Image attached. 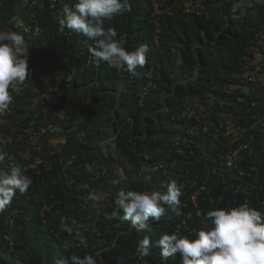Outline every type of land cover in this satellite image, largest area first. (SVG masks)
Listing matches in <instances>:
<instances>
[{
  "label": "trees",
  "instance_id": "1",
  "mask_svg": "<svg viewBox=\"0 0 264 264\" xmlns=\"http://www.w3.org/2000/svg\"><path fill=\"white\" fill-rule=\"evenodd\" d=\"M185 1L164 0L163 12L155 13L152 0H130V12L105 21L126 50L150 49L132 76L97 63L90 52L96 41L60 25L64 6L75 0H0V29L24 36L30 69L0 121L6 133L16 126L14 144L0 151V169L10 170L6 157L13 155L32 179L0 212V264H56L57 258L71 264L72 251L92 254L98 264H179L178 254L164 261L154 245L140 255L142 235L120 218L122 210L112 217L122 190L164 192L173 180L181 188L182 205L165 206L159 221L150 220L151 241L209 227L211 209L246 201L264 212V0H194L204 5L199 13L185 11ZM27 24L32 32L23 31ZM256 66L255 81L242 78ZM29 122L35 129L58 123L65 142L55 151L38 148L47 136L29 142L23 131ZM107 137L115 147L102 146ZM234 150L237 161L226 166ZM90 194L103 199L97 204ZM62 223L72 232L61 231ZM68 241L74 247L65 250Z\"/></svg>",
  "mask_w": 264,
  "mask_h": 264
},
{
  "label": "clouds",
  "instance_id": "2",
  "mask_svg": "<svg viewBox=\"0 0 264 264\" xmlns=\"http://www.w3.org/2000/svg\"><path fill=\"white\" fill-rule=\"evenodd\" d=\"M130 11V0H75L71 6H64L59 23L96 41V47L90 48V52L97 63L105 62L135 76L137 68L146 63L150 51L148 45L140 44L135 50L128 51L121 46L117 30L105 26V21ZM28 55V47L22 34L0 29V114L6 112L5 116L7 115L13 100L11 92H20L18 85L30 77ZM4 117L0 118V121ZM15 131L16 126L11 125L10 131L7 132L15 135ZM46 136L45 143L39 141L42 143L40 147L47 146L52 151L53 137ZM113 140L112 137L103 139L102 146L115 147ZM4 159L5 154L0 152V161ZM88 167L91 170V166ZM31 184L32 179L24 174L18 165L10 166V170L0 169V212L12 202L17 192L26 193ZM162 187L166 191L122 190L114 199L115 209L112 217L120 215L122 210L120 218L130 222L132 229L142 235L137 244L141 256H147L154 245L160 248L164 261L169 257L175 259L178 254L179 264H264V212L250 206L246 201L229 209L208 210L205 219L210 222V226L194 232L191 236L175 232L164 233L151 241L148 235L152 232L150 220L159 221L165 214V206L175 209L182 205V191L174 180L163 184ZM88 199L99 204L103 196L90 194ZM60 230L72 232L64 223L61 224ZM80 243L83 244L84 241L81 240ZM73 247L71 241L63 244L65 250ZM79 253H70L71 264H98L92 254L81 256ZM95 256H100V253L97 252ZM56 264L68 262L57 258Z\"/></svg>",
  "mask_w": 264,
  "mask_h": 264
},
{
  "label": "built area",
  "instance_id": "3",
  "mask_svg": "<svg viewBox=\"0 0 264 264\" xmlns=\"http://www.w3.org/2000/svg\"><path fill=\"white\" fill-rule=\"evenodd\" d=\"M20 1L23 4H25L28 0H20ZM152 2H153V6H154V12L155 13H162L163 10L160 7L162 5H164V0H152ZM203 6L204 5L200 1L186 0L184 3V10L199 13L201 10H203ZM26 14L29 16L30 21H34V22L36 21L35 19H33V16H34L33 12L27 11ZM31 27L32 26L30 24H27L24 26L23 31L32 32ZM40 30L41 29H40L39 25H35L33 28V33L38 34V33H40ZM260 37L262 38V42H261L262 47L261 48L264 50V34H262ZM257 70L260 71V66H256L253 71L243 73L242 78L247 79L248 81H255L258 77V71ZM43 111L46 112L45 109H43ZM5 114H6V112L3 114H0V118L4 117ZM262 119L264 120V112H263ZM225 125H226L225 128H226L227 132H228V130L232 129V125L229 123V121ZM204 129H205V127H204ZM259 129H260L261 136L263 139V144H264V121L262 122V127ZM23 131L25 132V134L28 138V141H30V140L33 141L34 139H37L38 136H43V135H50L52 137L58 138V137L62 136L64 129L61 125L55 124L52 122H46V123L38 126V128L35 129V127L33 126V122H29L28 126L23 128ZM14 136L15 135L11 134L10 132L6 133V132L0 130V147H1L0 151L4 150L9 145H12ZM41 145H42V143H39L38 148ZM6 158H8L7 159L8 166H15L16 165V162L14 160L13 155L12 156L9 155ZM237 158H238V153L236 150H234L230 154L229 153L227 154L224 163L226 166H231V165L236 163ZM37 161L40 162L41 159L37 158ZM20 167L22 168V170H27V166L20 165ZM242 176H243V171L239 169L238 179L241 180ZM82 186L85 188H89V186L87 184H84ZM203 188H204V186L200 187V189H203ZM233 192L238 193V186ZM198 193H199V190H197L191 194V198L194 202L196 201ZM66 218L71 219L73 223L77 222L75 217L63 216L62 220H65ZM96 232L98 234L100 233L99 230H96Z\"/></svg>",
  "mask_w": 264,
  "mask_h": 264
},
{
  "label": "rangeland",
  "instance_id": "4",
  "mask_svg": "<svg viewBox=\"0 0 264 264\" xmlns=\"http://www.w3.org/2000/svg\"><path fill=\"white\" fill-rule=\"evenodd\" d=\"M33 105L34 104H30L29 106H27L26 108H27V110L29 111V110H32V107H33ZM64 139H65V135L63 134L62 136H60V137H58V138H56V137H53V139H52V148L54 149V151L55 150H57V149H59L60 147H61V144L60 143H62L63 141H64ZM31 141V140H30ZM29 141V142H30ZM31 142H33V141H31ZM93 188V187H92ZM95 188V187H94ZM93 188V191H95V192H97V193H101L102 192V189L101 188H99V189H94Z\"/></svg>",
  "mask_w": 264,
  "mask_h": 264
}]
</instances>
